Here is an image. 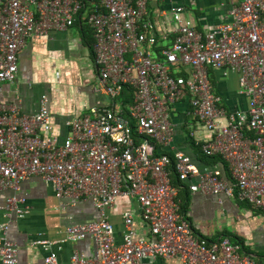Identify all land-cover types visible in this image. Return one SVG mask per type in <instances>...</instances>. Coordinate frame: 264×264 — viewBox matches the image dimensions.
<instances>
[{
  "label": "built area",
  "instance_id": "obj_1",
  "mask_svg": "<svg viewBox=\"0 0 264 264\" xmlns=\"http://www.w3.org/2000/svg\"><path fill=\"white\" fill-rule=\"evenodd\" d=\"M147 4L0 0V193H14L0 206V264L18 262L17 246L7 234L13 216L23 219L29 213L27 200L16 193L33 177L52 188L60 210L89 202L99 214L96 221L66 227L59 241L35 242L44 252L43 264H65L59 259L63 244L86 239L94 256L73 250L66 264H150L156 259L256 264L229 237L209 241L196 233L180 211V188L171 173L174 169L179 184L192 194L244 202L264 216V0H241L229 12V23L203 33L173 6L169 15L176 35L166 47L148 19ZM83 18L93 37V91L107 101L68 118L67 133L56 134L46 95L38 112L26 115L1 102L3 85L15 80L18 55L28 40L65 32ZM211 72L237 76L245 109L226 107L214 91ZM182 104L185 117L205 133L198 139L189 130L187 138L205 157H220L228 175L220 167L201 171L174 148L172 116ZM119 199L135 202L149 238H139L130 207L119 214L118 241L108 212Z\"/></svg>",
  "mask_w": 264,
  "mask_h": 264
},
{
  "label": "crops",
  "instance_id": "obj_2",
  "mask_svg": "<svg viewBox=\"0 0 264 264\" xmlns=\"http://www.w3.org/2000/svg\"><path fill=\"white\" fill-rule=\"evenodd\" d=\"M240 2L241 0H148L147 16L155 27L157 38L166 47L176 35V25L169 15L171 7L182 8V20L189 22L195 31L203 33L216 25L229 23L231 21L229 12ZM81 26H73L65 32L52 31L41 39L28 40L18 55V74L15 80L3 85L1 102L7 106L19 107L26 115L36 114L41 96L46 95L56 134L67 133L64 122L68 118L84 115L91 107L102 105L107 101L93 91L97 84V69L90 50L84 45L87 35ZM88 31L90 32L89 28ZM81 69L86 73L82 77ZM228 77L223 78L219 72L210 73L215 93L226 98L224 103L229 106H226L227 108L245 109L247 100L239 95L238 90L236 91L237 76L230 73ZM185 110L186 105L182 104L173 111L174 148L189 155L201 171L213 167L224 170L221 164L211 166L200 161L196 151L198 148L192 145L186 135L189 130H194L198 139H205V133L196 121L185 117ZM16 194L25 198L29 207V213L25 218L16 219L13 216L9 224L7 239L17 246V264H43L44 252L40 246H35V242L59 241L69 225L99 219L98 212L89 202H81L75 208L60 210L52 188L39 177L23 182ZM12 195L14 193L11 191L1 192L0 206H3L6 199ZM180 197L187 201L188 219L199 236L209 241L229 237L232 242L241 245V255L250 257L256 264H264V216L260 211L256 210L259 212L256 217H252L254 213L248 211L242 215H235L237 224L234 235L223 231L217 237H209L206 234L208 229L205 222L214 219L216 214L218 219L222 220L219 206L228 203L229 199L192 194L188 191L183 192ZM130 207L136 213L135 229L139 238L150 237L146 226L140 222L135 202L119 199L114 208L108 212L110 221L116 226L119 242L121 239L119 214ZM227 210L230 211V208ZM1 220L3 221L2 217ZM233 236L241 241L237 242ZM73 250H78L89 258L95 254L93 243L89 239L73 244L67 242L59 252L60 262L68 263ZM150 264H178V261L156 259Z\"/></svg>",
  "mask_w": 264,
  "mask_h": 264
},
{
  "label": "rangeland",
  "instance_id": "obj_3",
  "mask_svg": "<svg viewBox=\"0 0 264 264\" xmlns=\"http://www.w3.org/2000/svg\"><path fill=\"white\" fill-rule=\"evenodd\" d=\"M84 17H86V16L84 15ZM83 28H84V31H85V33L87 35V39L90 40V32L88 31V26L86 25L84 18H83ZM77 65L79 67L81 66L80 64H77ZM185 70H186L187 74L190 75L191 69L186 67ZM84 73H85L84 69H81V71H80L81 77H82V75L84 76ZM228 79H229V77H228ZM230 89H232V88L230 87ZM88 90H91V88H88ZM237 90H238V88L236 87V91ZM223 100L225 101L226 98H223ZM225 103H226V101H225ZM227 107H229V106H227ZM227 202L228 203H224L225 205L223 204V205L219 206L220 207V211H221L220 215H222V217H223L222 220L218 219V216L216 214L214 219L212 218L210 221L205 222V225H206V227L208 229V231H206V234L209 237H217V235L218 234H222L223 231H225L229 235H234L235 226L237 224L235 215H239V214L242 215L243 213H245L247 211L249 213L250 212L254 213V215L252 217H256L259 214L258 212L254 211L253 209H248V208H246V207H244L242 205L236 204L235 201L227 200ZM227 208H230V211H228Z\"/></svg>",
  "mask_w": 264,
  "mask_h": 264
},
{
  "label": "trees",
  "instance_id": "obj_4",
  "mask_svg": "<svg viewBox=\"0 0 264 264\" xmlns=\"http://www.w3.org/2000/svg\"><path fill=\"white\" fill-rule=\"evenodd\" d=\"M82 23L83 22H79V21H77V23L74 25V26H76V25H82ZM82 28H83V25L81 26ZM82 33H84V31L82 30ZM84 45L86 46V47H88V49L90 50V53H91V55L93 56V37H92V32L90 31V40H88L87 39V36H86V38H85V40H84ZM156 52H158V50H156ZM123 95H124V97H127L128 98V96H130V93L128 92V91H124L123 92ZM127 100V99H126ZM196 151H197V153H198V155H199V159H200V161L201 162H203V163H205V164H207V165H211V166H216V165H219V164H221L223 167H224V171H225V174L226 175H228V170H227V166H226V164H224L223 162H222V160L220 159V157H205L204 155H202L201 154V152H200V150L199 149H196ZM168 156H170L171 158H172V154L171 153H169L168 154ZM173 168V167H172ZM171 180H172V183L174 184V185H176V186H178L179 188H180V190H179V197H178V199H179V201H180V211H181V213L182 214H186V211H187V201L186 200H183V198L182 197H180L181 196V194L183 193V192H186V191H188V189L185 187V186H183V185H181V184H179V182H178V178L176 177V174H175V172H174V169H172V173H171ZM189 192V191H188ZM237 204H239V205H242V206H244V207H246V208H248V209H253L250 205H248L247 203H244V202H236ZM254 211H256L255 209H253ZM257 212V211H256ZM259 213V212H258ZM236 240H237V242H238V240H239V238H237V237H235V236H233ZM241 240H239V242H240Z\"/></svg>",
  "mask_w": 264,
  "mask_h": 264
}]
</instances>
